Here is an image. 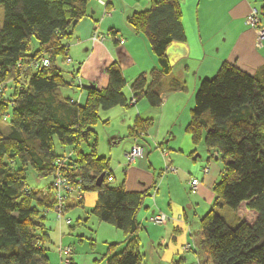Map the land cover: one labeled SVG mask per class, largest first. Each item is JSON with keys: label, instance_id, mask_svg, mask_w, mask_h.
Returning <instances> with one entry per match:
<instances>
[{"label": "trees", "instance_id": "1", "mask_svg": "<svg viewBox=\"0 0 264 264\" xmlns=\"http://www.w3.org/2000/svg\"><path fill=\"white\" fill-rule=\"evenodd\" d=\"M91 1L0 0V123L10 119L7 132L0 126V264H49L46 214L58 203L52 184L58 173L81 192L98 193L93 213L124 231L127 244L135 242L141 229L138 215L147 192L129 191L125 181L113 185L108 180L113 175L109 161L95 149L82 152L80 145L93 135L101 110L130 107L142 98L159 106L163 88L183 86L172 75L167 53L172 42L186 40L180 2L153 0L148 9L128 18L135 31L147 35L159 63L133 80L129 96L117 61L106 67L109 82L103 89L77 84L79 69L67 72L58 64L59 58L68 57L63 40L71 39V29L88 15ZM108 34L117 41L114 30ZM33 39L39 43L36 49ZM43 58L50 63L35 66ZM66 88L84 91V103L65 94ZM140 131L146 130L137 122L135 137ZM187 131L195 142L203 140L223 166L213 186L215 200L201 221L198 251L208 254L213 264H264V65L252 74L225 61L213 77L203 79ZM55 137L63 148L74 147L77 153L67 167L57 163L68 153L58 152ZM29 170L37 178L53 180L39 188L29 182ZM70 194L66 212L82 204V199L68 200ZM244 202L256 217L252 222L238 218L231 225L220 210L236 211ZM116 245L108 246L106 264H143L133 246L117 251ZM70 264L76 263L71 259Z\"/></svg>", "mask_w": 264, "mask_h": 264}, {"label": "crops", "instance_id": "2", "mask_svg": "<svg viewBox=\"0 0 264 264\" xmlns=\"http://www.w3.org/2000/svg\"><path fill=\"white\" fill-rule=\"evenodd\" d=\"M106 1L109 2L108 7L98 0H92L89 3L88 15L71 29L72 42L65 44L68 46V57L72 60L73 69L80 71L78 84L85 86L94 84L100 89L106 88L109 82L106 67L111 62L117 61L127 80L126 93L131 96L130 85L133 80L139 74L149 73L151 69L159 66L147 35L135 31L128 21L134 12L148 9L153 0ZM179 2L186 40L172 42L167 53L172 66V75L177 77L183 86L179 89H170L169 86L163 88L162 103L159 106H152L147 99V102H141L140 99L141 101L138 100L130 107L118 105L104 110L107 128L114 126L112 128L114 144L123 143V139L128 138L124 152L136 142L134 128L137 122H140L146 130V135L141 140L144 139L148 147V161L152 170L145 171L131 166L125 171L127 177L124 181L127 190L146 191L147 196L150 194L158 169L161 176L167 164L172 165L177 162L175 156L171 157L172 155L165 151L164 146L168 145H164V141L160 143L161 132L174 130L176 125L181 128L188 125L190 120L186 116L181 118L184 110L187 114L188 102L185 103V100L194 98L203 78H208L205 76L218 71L225 61L235 63L252 74L264 65V39L259 42L256 30L247 22V17L253 8L259 10L260 15L264 14V0H179ZM260 24L264 28L262 19ZM110 29L114 30L119 38H123L124 42L120 43L119 38L115 41L112 36H107ZM106 31L108 32L105 33ZM95 32L97 35L106 36L95 40ZM85 99L86 93L82 91L77 101L84 103ZM194 105L191 103V106ZM148 113L154 115L151 121L149 118L148 121L146 120L145 116H150ZM165 139L168 144L167 137ZM142 147L144 155L145 147L144 145ZM176 151L177 155H185L182 149ZM162 155L169 157L165 161L167 162L165 168L161 162ZM193 157L194 155L190 153V163L186 166L189 173L194 176L197 174L201 178L202 182L198 187L200 192L213 195L210 190H213L214 184L220 178L222 162L216 157H211L209 152L206 162L203 160L204 165L197 164V159ZM205 166L210 168L208 173L203 170ZM200 167L201 172L197 170ZM150 212L149 216H152L156 210ZM49 213L46 214L47 218ZM129 249L130 247L126 248ZM71 258L79 264L73 256Z\"/></svg>", "mask_w": 264, "mask_h": 264}, {"label": "rangeland", "instance_id": "3", "mask_svg": "<svg viewBox=\"0 0 264 264\" xmlns=\"http://www.w3.org/2000/svg\"><path fill=\"white\" fill-rule=\"evenodd\" d=\"M259 17L264 23V14L260 15V11ZM2 21L3 6L0 5V27L2 26ZM107 32L108 31L105 33ZM71 42V39L63 40L65 44H71ZM32 47L33 49L39 47V43L36 39L32 40ZM58 64L67 72L73 69V64L71 62L68 63L67 60L63 61L61 58L58 59ZM216 72L205 77L211 78ZM67 76L70 75L67 74ZM76 83L78 84L77 80ZM10 91L11 87H8L6 91L7 96H10ZM63 92L71 95L75 99L81 94L77 93L76 90L74 91L68 88L64 89ZM141 100V102H147L146 98H142ZM187 102V114H185L186 112L184 110L181 118L186 116V118L191 121V109L193 108L191 103L194 105L195 95L194 98H190V100L187 98L185 103ZM148 114L150 116H145L147 117V121L148 118L150 121L154 119L152 113ZM106 119L104 111L101 110L99 119L92 126L93 135L88 141L81 143L80 150L88 153L95 149L98 156L105 157L106 160L109 161L110 169L116 177V179L112 181V184L115 186L126 179L127 176L125 171L131 166L144 169L145 171L152 170L149 166V151L143 141L144 139L140 140V143L145 147L144 155L130 165L125 166L127 161L125 154L127 151L124 152V148L128 138L123 139V143L114 144L112 139V134L114 133L112 128H114V126L107 128ZM8 122H10V119L7 116L0 123L1 128L5 132L8 130ZM188 125L186 124L184 128L176 125L174 130L161 132L160 143L164 141V145H168L164 146L165 151H167L169 155H172L171 157L175 156L177 162L175 161L174 164H172L175 168L174 171L167 170L166 167L163 175L159 176L160 169H158L155 174L150 194L145 198L143 207L139 211L138 217L142 226L135 239V243L128 246L130 243L127 244L125 240L127 236L124 231L116 228L110 223L100 221L93 213L98 199L97 192H80L82 195V204L78 203L69 208L63 219H59L54 210L49 211L50 215L46 222L49 239L45 244L48 252L49 264L64 263L67 256L60 253V245L71 246L74 250L71 256H73L79 264H95L96 262H98V264H106L107 260L103 259V256L107 252L108 246L112 243H117V251L133 246L141 254L143 264H213L208 254L198 252L196 239L202 229V218L212 207L215 194L213 190H210V192H213V195H209V193L200 192L198 188L193 189L190 184L191 179L197 178L200 180V183L202 181L197 174V176H194L189 173L186 167L190 163V153L194 155L193 158L197 159V164L200 163V165H204V161L207 160L206 158L208 157V150L203 140L200 142L194 141L193 136L187 131ZM165 137L168 139V144H166ZM55 143L59 153L66 152L68 153L67 156H70L71 153L73 159L77 157V153L72 151L74 147L67 146L63 148L57 137H55ZM172 147L174 150H172ZM176 149L184 150L185 155H177ZM197 155H199V158H197ZM161 157V162L165 168L167 163H165V161L168 160L169 157L163 155ZM214 162L216 161L214 160ZM206 167L209 168V166ZM197 170L201 172V167ZM209 170L210 168L208 172ZM28 180L35 186L45 189L53 180V177L37 178L35 173L29 170ZM78 195L79 193L77 191L72 192L69 196V200L77 202L80 200L78 199ZM71 203L74 204V202ZM151 210H156V213H164L167 217L166 220L161 224L152 222L150 220L151 216H149ZM220 213L224 215L233 226L236 225V219L238 218L252 222L256 216L253 210L247 208L246 202L241 204L236 211L225 208L221 209ZM67 218L72 220L71 224L66 222ZM59 222H61V224Z\"/></svg>", "mask_w": 264, "mask_h": 264}, {"label": "built area", "instance_id": "4", "mask_svg": "<svg viewBox=\"0 0 264 264\" xmlns=\"http://www.w3.org/2000/svg\"><path fill=\"white\" fill-rule=\"evenodd\" d=\"M99 3H101L102 5H107V1L106 0H98ZM247 22L249 24V26H251L252 28H254L257 32V39L258 41H262L264 39V28L261 26V19L259 17V12L256 8H253L251 10V12L249 13L248 17H247ZM107 36L110 34H106ZM105 35V36H106ZM105 36H100L97 35V33L95 32L94 34V39L97 40L98 38H104ZM119 38V37H117ZM120 43L124 42L123 38H119L118 39ZM67 62L70 63L72 62L70 57H67ZM50 63V60L48 58H43L41 59V63L38 62L35 64V66H40V65H48ZM146 135V131H140L139 134L135 137V143L132 145L131 149L129 151L126 152V166L130 165L131 163L135 162L138 158L143 156V147L140 144V140L141 138H143ZM72 158V155L70 154V156H67L65 158H59L58 160V164L59 165H65L67 167V164L70 163ZM167 170H172L174 171L175 168L170 165L167 164ZM208 167H204V172L207 173L208 172ZM108 180L109 181H113L114 180V176L112 174L108 175ZM81 179L78 180V182H80ZM53 188L56 192V197L58 200V203L55 207V212L57 214V217L59 219H63L64 215L66 213L67 210V192H74L77 191L79 193L78 195V199L82 198V195L80 194V190L79 188H75L74 186H71L68 182V179H66L65 177H63L60 173H58L56 175V177L53 180ZM191 187L193 189H197L199 184H200V180H198L197 178H193L190 181ZM68 188V189H67ZM66 189V192H65ZM69 190V191H68ZM69 200V199H68ZM166 215L164 213H155L150 217V220L154 223L157 224H161L166 220ZM66 222L68 224L72 223V220L70 218L66 219ZM73 252V248L71 246H61L60 245V253L63 255H66L67 257L65 258V261L63 264H70L71 263V254Z\"/></svg>", "mask_w": 264, "mask_h": 264}, {"label": "water", "instance_id": "5", "mask_svg": "<svg viewBox=\"0 0 264 264\" xmlns=\"http://www.w3.org/2000/svg\"><path fill=\"white\" fill-rule=\"evenodd\" d=\"M103 179H104V174L99 176V178L97 179V184L100 185L102 183Z\"/></svg>", "mask_w": 264, "mask_h": 264}]
</instances>
